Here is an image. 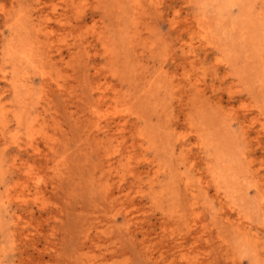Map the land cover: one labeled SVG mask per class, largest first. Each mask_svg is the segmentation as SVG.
Returning <instances> with one entry per match:
<instances>
[{"label":"rangeland","instance_id":"1","mask_svg":"<svg viewBox=\"0 0 264 264\" xmlns=\"http://www.w3.org/2000/svg\"><path fill=\"white\" fill-rule=\"evenodd\" d=\"M263 63L264 0H0V264H264Z\"/></svg>","mask_w":264,"mask_h":264},{"label":"bare ground","instance_id":"2","mask_svg":"<svg viewBox=\"0 0 264 264\" xmlns=\"http://www.w3.org/2000/svg\"><path fill=\"white\" fill-rule=\"evenodd\" d=\"M39 1H40V0H39ZM151 1H152V0H151ZM38 3H39V2H38ZM151 3H155V2H151ZM156 4H157V1H156ZM2 10H3V9H2ZM262 12H263V11H262ZM36 31H37V30H36ZM243 31H244V30H243ZM12 36H13V35H12ZM17 37H18V36H17ZM250 39H252V38L250 37ZM18 42H19V41H18ZM244 42H245V41H244ZM254 43H255V42H254ZM252 44H253V43H252ZM250 46H251V45L249 44V47H250ZM20 47H21V46H20ZM20 47H19V48H20ZM15 49H18V48H15ZM253 49H254V48H253ZM249 50H250V49H249ZM8 51H9V50H8ZM254 51H255V50H254ZM244 52H245V51H244ZM10 53H11V51H10ZM12 53H13V52H12ZM1 54H2V53H1ZM27 54H28V53H26V56H27ZM234 54H235V53H234ZM248 54H249V53H248ZM248 54H247V56H249ZM253 55H254V54H253ZM26 56H25V57H26ZM27 58H28V56H27ZM27 58H26V59H27ZM253 58H254V57H253ZM31 60H32V59H31ZM31 60H29V62H30ZM258 60H259V59H258ZM217 61H218V59H217ZM24 62H25V61H24ZM29 62H28V63H29ZM242 62H243V61H242ZM242 62H241V63H242ZM255 62H256V61H255ZM237 63H239V62H237ZM247 63H248V62H247ZM260 63H261V62H260ZM263 64H264V63H263ZM242 66H244V65H242ZM246 66H247V65H246ZM250 66H251V65H250ZM261 69H262V68H261ZM247 70H248V69H247ZM254 70H255V69H254ZM12 73H13V72H12ZM242 73H243V72H242ZM245 74H246V73H245ZM256 75H257V74H256ZM11 76H12V75H11ZM11 76H10V77H11ZM13 78H14V77H13ZM243 78H244V77H243ZM11 81H12V80H11ZM238 81H239V80H238ZM238 81H237V82H238ZM243 81H244V80H243ZM243 81H242V82H243ZM257 82H258V81H257ZM238 83H239V82H238ZM9 85H10V86H11V85L13 86V82H11ZM14 86H15V85H14ZM14 86H13V87H14ZM242 87H243V86H242ZM242 87H241V88H242ZM95 89H96V88H95ZM98 89H99V88H98ZM245 89H246V88H245ZM250 92H251V91H250ZM99 97H101V96H99ZM253 97H254V96H253ZM1 112H2V111H1ZM33 121H34V120H33ZM34 123H35V122H34ZM30 126H31V125H30ZM32 126H33V125H32ZM97 126H98V123H97ZM98 127H99V126H98ZM0 132H1V131H0ZM199 136H200V135H199ZM36 150H37V149H36ZM242 154H243V153H242ZM216 176H217V175H216ZM222 176H223V175H222ZM214 182H215V181H214ZM218 182H219V181H218ZM187 186H188V185H187ZM216 186H217V185H216ZM216 191H217V190H216ZM218 194H219V193H218ZM219 195H220V194H219ZM227 208H228V207H227ZM232 208H233V207H232ZM231 210H232V209H230V211H231ZM235 214H236V213H235ZM236 216H237V215H236ZM239 216H240V215H239ZM241 218H242V217H241ZM244 218H245V217H244ZM234 219H235V218H234ZM237 220H238V219H237ZM240 220H242V219H240ZM238 221H239V220H238ZM245 221H246V220H245ZM245 221H244V222H245ZM248 223H249V222H248ZM239 224H240V223H239ZM241 224H243V222H242ZM243 225H244V224H243ZM238 229H240V228L238 227ZM248 229H249V228H248ZM240 230H243V229H240ZM248 231H249V230H248ZM255 239H256V238H255ZM256 241H257V240H256ZM246 243H247V242H246Z\"/></svg>","mask_w":264,"mask_h":264}]
</instances>
